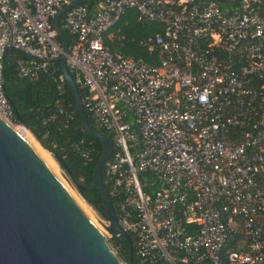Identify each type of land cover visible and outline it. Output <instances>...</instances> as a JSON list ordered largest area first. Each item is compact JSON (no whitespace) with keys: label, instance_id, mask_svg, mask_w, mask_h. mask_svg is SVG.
<instances>
[{"label":"built area","instance_id":"built-area-1","mask_svg":"<svg viewBox=\"0 0 264 264\" xmlns=\"http://www.w3.org/2000/svg\"><path fill=\"white\" fill-rule=\"evenodd\" d=\"M73 1L0 0L3 120L8 49L27 57L15 60L17 78L55 84L57 109L41 126L73 120L51 26ZM126 10L160 26L140 42L156 64L105 44ZM58 26L70 36L65 69L83 112L112 144L102 184L133 264H264V0H90ZM71 149L90 161L89 143Z\"/></svg>","mask_w":264,"mask_h":264},{"label":"water","instance_id":"water-1","mask_svg":"<svg viewBox=\"0 0 264 264\" xmlns=\"http://www.w3.org/2000/svg\"><path fill=\"white\" fill-rule=\"evenodd\" d=\"M88 1L74 0L65 6L52 18L51 26L61 48L59 71L72 95L81 130L100 144V156L87 189L95 190L101 199L104 215L96 213L106 222L105 234L25 140L0 117V264H125L108 244L116 234L127 242V259L132 260L131 241L117 224L102 184L101 170L112 144L103 133L89 126L76 86L65 69L68 44L58 19L65 10ZM51 158L61 169L62 177L66 179V174L71 179L62 159L55 155ZM73 186L79 195L83 187Z\"/></svg>","mask_w":264,"mask_h":264},{"label":"trees","instance_id":"trees-1","mask_svg":"<svg viewBox=\"0 0 264 264\" xmlns=\"http://www.w3.org/2000/svg\"><path fill=\"white\" fill-rule=\"evenodd\" d=\"M91 5L92 2L88 3V6ZM62 32L67 44H69L70 36L66 32ZM109 32L112 33L110 35L113 37L110 40L105 37V44L111 52H116L132 59H141L149 65L156 64L157 55L146 52L145 48L140 46V42L148 37L160 34V26L154 23L138 22L134 10H126L109 29ZM26 58L22 53L8 49L1 60V89L11 110L10 122L27 130L43 150L61 158L71 175L70 179L65 174L68 181L71 184L83 187L82 191L79 192L80 197L87 204L95 207L93 208L95 212L99 211L104 215L99 195L95 190L87 189L93 167L100 156V144L87 138L82 132L74 101L66 84L63 85L62 104L69 105L70 109L73 110V120L68 126L64 127L61 123L62 117H58L56 124L41 126V118L56 111V101L59 97L55 84L45 75L34 81L17 78L15 60H26ZM55 67L58 74V64L55 63ZM76 89L79 97H82L83 90L79 87H76ZM88 124L92 127L90 122ZM79 140L89 143L91 147L89 153L90 161L85 165H83L81 158L74 154L71 149L72 144ZM110 202L114 209L112 198H110ZM112 240H114L115 246L118 247V257L125 264H133L132 260L129 262L127 259L129 252L127 242L121 237ZM130 241L132 242V240ZM132 251L133 248L131 247Z\"/></svg>","mask_w":264,"mask_h":264},{"label":"bare ground","instance_id":"bare-ground-1","mask_svg":"<svg viewBox=\"0 0 264 264\" xmlns=\"http://www.w3.org/2000/svg\"><path fill=\"white\" fill-rule=\"evenodd\" d=\"M2 117V115H0ZM5 121L25 140V142L32 148V150L36 153V155L40 158V160L48 167V169L56 176V178L60 181V183L64 186V188L69 192V194L73 197L76 203L80 206V208L88 215V217L101 228L103 233L105 234L104 229L107 227L106 224H101L100 222H96L90 208L80 200L77 195L71 190V188L66 184L63 177L60 175L58 168L56 167L53 159L50 155H48L38 144L34 141L32 136L23 128H19L15 125H12L8 122L7 119ZM58 170V171H57Z\"/></svg>","mask_w":264,"mask_h":264},{"label":"rangeland","instance_id":"rangeland-1","mask_svg":"<svg viewBox=\"0 0 264 264\" xmlns=\"http://www.w3.org/2000/svg\"><path fill=\"white\" fill-rule=\"evenodd\" d=\"M8 122H10V120L8 121ZM11 123V122H10ZM12 124V123H11ZM13 125V124H12ZM17 127H19V128H22L21 126H17ZM23 129V128H22ZM27 131V130H26ZM28 132V131H27ZM29 133V132H28ZM30 134V133H29ZM31 135V134H30ZM33 138V137H32ZM34 139V138H33ZM35 141V140H34ZM36 142V141H35ZM37 143V142H36ZM38 144V143H37ZM39 146V145H38ZM41 148V147H40ZM45 151V150H44ZM48 155H50L51 156V154L50 153H48L47 151H45ZM55 163V162H54ZM56 165V164H55ZM56 167L58 168V170H59V172H60V175L62 176V174H61V170H60V168L56 165ZM57 170V171H58ZM66 178V177H65ZM64 179V178H63ZM64 181L66 182V184L71 188V190L77 195V197L81 200V198H80V196L78 195V193L76 192V190H75V188H74V186L68 181V179L66 178V179H64ZM85 205H87L86 203H84ZM89 208H90V210H91V212H92V214H93V217H94V219H96V222H100L101 224H103V222H104V220L102 219V218H100V216L95 212V210L92 208V207H90L89 205H87ZM108 244H109V246L111 247V249H113V251H115L116 253H119V251H118V249H117V247L115 246V244H114V240H110L109 242H108ZM115 249H117V250H115ZM121 259V258H120ZM121 261H123V260H121Z\"/></svg>","mask_w":264,"mask_h":264},{"label":"crops","instance_id":"crops-1","mask_svg":"<svg viewBox=\"0 0 264 264\" xmlns=\"http://www.w3.org/2000/svg\"><path fill=\"white\" fill-rule=\"evenodd\" d=\"M112 37H113V36H111L110 34H107V35H106V38L109 39V40H110Z\"/></svg>","mask_w":264,"mask_h":264}]
</instances>
